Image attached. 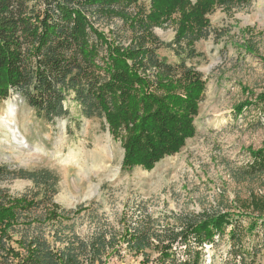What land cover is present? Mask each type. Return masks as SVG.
<instances>
[{"label":"trees","instance_id":"16d2710c","mask_svg":"<svg viewBox=\"0 0 264 264\" xmlns=\"http://www.w3.org/2000/svg\"><path fill=\"white\" fill-rule=\"evenodd\" d=\"M248 2L0 0V98L15 92L37 116L53 121L69 115L64 101L72 95L83 115L104 118L108 132L120 141L122 170H149L194 135L205 88L200 71L184 58L169 63L155 50L165 45L185 58L198 55L194 43L211 32L207 15L217 7L231 13ZM100 17H118L131 31L129 41L119 42L95 27ZM172 19L174 36L163 42L153 28ZM257 100L264 101V93ZM252 103L246 99L234 109L241 113ZM248 152L252 160L242 178L264 173V146ZM15 177L31 179L37 190L12 194L0 185V264H103L102 256L118 254L122 245L146 256L139 264H149L145 249L155 247L160 254L151 264H203L199 247L231 225L229 212L217 210L181 218L178 230L158 232L153 220L143 217L124 223L121 232L107 236L102 230L81 238L62 225L72 210L52 199L55 174L44 168L11 172L0 166V180ZM257 217L248 228L256 226ZM229 232L232 258L222 264H255L257 250L251 253L239 244L235 228ZM180 251L185 258L179 257Z\"/></svg>","mask_w":264,"mask_h":264},{"label":"rangeland","instance_id":"374dc122","mask_svg":"<svg viewBox=\"0 0 264 264\" xmlns=\"http://www.w3.org/2000/svg\"><path fill=\"white\" fill-rule=\"evenodd\" d=\"M139 2L148 4V0ZM207 16L211 32L194 43L198 55L185 58L165 45L155 50L158 58L169 63L184 58L205 80L195 133L178 152L149 170L140 166L122 170L120 141L108 132L104 118L83 115L72 95L64 101L69 115L46 121L12 92L0 98V166L11 172L44 168L55 174L58 181L52 199L60 208L72 210L62 225H69L81 238L102 230L108 231L107 236L113 230L121 232L124 223L143 217L153 220L158 232L178 230L181 218L221 210L229 212L231 225L213 242L199 247L202 263L222 264L232 258L229 230L233 227L239 244L251 253L257 250L255 264H264V173L240 177L252 160L248 149L264 146V101H255L264 93V0H249L231 13L217 7ZM174 21L153 28L161 41L173 38ZM94 25L124 44L132 36L118 17H100ZM246 99L253 103L237 113L235 105ZM9 110L14 113L11 124L18 146L1 125ZM115 167L119 171L112 177ZM0 185L12 194L37 190L27 178H6ZM255 217L259 218L256 226L248 228ZM145 252L151 264L160 249ZM178 254L186 256L183 251ZM145 258L124 245L118 254L102 256L103 264H139Z\"/></svg>","mask_w":264,"mask_h":264},{"label":"bare ground","instance_id":"6f19581e","mask_svg":"<svg viewBox=\"0 0 264 264\" xmlns=\"http://www.w3.org/2000/svg\"><path fill=\"white\" fill-rule=\"evenodd\" d=\"M14 113L9 110L8 113H7V116L4 117V119L1 121V125L6 128L8 131H9V135L11 136V139L15 141V144L16 146H18L17 144H20V141L16 135V130L14 128V126L11 124V116L13 115ZM13 123V122H12ZM24 143V142H23ZM14 145V144H13ZM20 147V146H19ZM21 148V147H20ZM72 157V153L71 154H68L67 157L64 159V161H67L69 160L70 158ZM111 171V170H110ZM113 173H112V177L115 176L116 172H118V167H115L113 169Z\"/></svg>","mask_w":264,"mask_h":264},{"label":"water","instance_id":"95a60500","mask_svg":"<svg viewBox=\"0 0 264 264\" xmlns=\"http://www.w3.org/2000/svg\"><path fill=\"white\" fill-rule=\"evenodd\" d=\"M123 150V149H122ZM122 156H123V154H122Z\"/></svg>","mask_w":264,"mask_h":264}]
</instances>
